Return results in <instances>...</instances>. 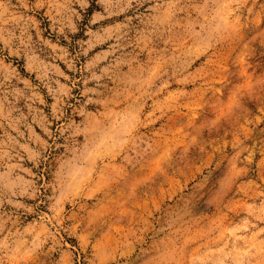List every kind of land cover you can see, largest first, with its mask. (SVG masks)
Wrapping results in <instances>:
<instances>
[{"label":"rangeland","instance_id":"1","mask_svg":"<svg viewBox=\"0 0 264 264\" xmlns=\"http://www.w3.org/2000/svg\"><path fill=\"white\" fill-rule=\"evenodd\" d=\"M0 264H264V0H0Z\"/></svg>","mask_w":264,"mask_h":264}]
</instances>
